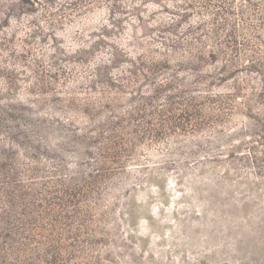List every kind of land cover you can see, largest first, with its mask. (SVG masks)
Masks as SVG:
<instances>
[{"label": "clouds", "instance_id": "obj_1", "mask_svg": "<svg viewBox=\"0 0 264 264\" xmlns=\"http://www.w3.org/2000/svg\"><path fill=\"white\" fill-rule=\"evenodd\" d=\"M0 264H264V0H0Z\"/></svg>", "mask_w": 264, "mask_h": 264}]
</instances>
